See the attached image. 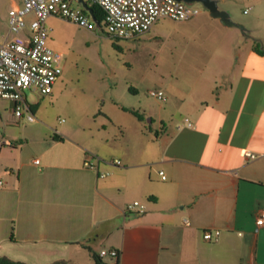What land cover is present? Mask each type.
<instances>
[{"label": "crops", "instance_id": "crops-1", "mask_svg": "<svg viewBox=\"0 0 264 264\" xmlns=\"http://www.w3.org/2000/svg\"><path fill=\"white\" fill-rule=\"evenodd\" d=\"M216 1L246 32L205 10L183 21L198 56L188 66L176 55L187 42L170 47L157 89L164 100L144 98L138 81L127 79L125 95L133 97L124 104L112 94L111 110L93 128L80 120L29 122L0 100V255L95 264L93 253L116 249L117 258L101 259L264 264V226L256 225L264 211V16L243 15L241 0ZM19 5L0 0L1 35ZM158 23L133 39H148ZM29 103L35 115L37 104ZM244 149L258 157L246 160ZM132 201L144 211H126ZM204 230L219 235L206 240Z\"/></svg>", "mask_w": 264, "mask_h": 264}, {"label": "rangeland", "instance_id": "rangeland-1", "mask_svg": "<svg viewBox=\"0 0 264 264\" xmlns=\"http://www.w3.org/2000/svg\"><path fill=\"white\" fill-rule=\"evenodd\" d=\"M241 2L240 12L245 10L243 15L253 16L261 11L264 16V0ZM195 5L208 11L201 3ZM182 22L161 18L148 39L115 40L106 33L104 26L102 30L94 22L93 28L88 29L50 16L46 20L49 45L63 54V72L51 93L25 91L27 100L37 104V121L55 124L62 119L61 122L69 124L80 120L86 126L96 127L95 122L100 120L102 112L112 108V94L128 104L124 98L128 96L125 95L127 79L138 81L144 98L153 97L149 90L162 87L170 66L171 46L180 50V43L187 42V48L181 50L180 55L176 54L187 63L185 65L190 66L191 60L198 56L196 48L191 46L193 42L185 35L188 22ZM131 95L128 97L132 98Z\"/></svg>", "mask_w": 264, "mask_h": 264}, {"label": "built area", "instance_id": "built-area-1", "mask_svg": "<svg viewBox=\"0 0 264 264\" xmlns=\"http://www.w3.org/2000/svg\"><path fill=\"white\" fill-rule=\"evenodd\" d=\"M20 5L8 11L7 33L0 34V100L12 103L16 118L33 122L36 120L26 90L49 94L63 69V54L53 49L49 43V29L46 19L56 16L70 20L81 27L92 29L94 20L88 11L73 0H19ZM98 4L104 11L102 25L106 33L120 40H129L147 32L159 19L186 21L196 16L200 9L195 3L181 0H85ZM74 2V3H73ZM33 17L27 20V16ZM94 22V23H93ZM149 94L164 100L163 91L151 89ZM183 126L193 127L189 118H184ZM246 160H254L257 154L244 149ZM38 163V159L34 160ZM120 165L119 159L112 161ZM83 165L96 168L88 159ZM162 174V171L159 172ZM107 173H100L105 176ZM164 178V175H162ZM1 183V182H0ZM129 212H143L139 201H132L125 207ZM188 224V221H184ZM256 225L264 226V211L258 213ZM218 230H204L203 238L215 240ZM100 257L117 258L116 249H101Z\"/></svg>", "mask_w": 264, "mask_h": 264}, {"label": "water", "instance_id": "water-1", "mask_svg": "<svg viewBox=\"0 0 264 264\" xmlns=\"http://www.w3.org/2000/svg\"><path fill=\"white\" fill-rule=\"evenodd\" d=\"M73 1L76 2L78 5H80L83 9L88 11L94 22L98 24V21L94 18L92 14L91 7L88 5V3L85 0H73ZM181 1L187 3H201L203 7H205L208 10L209 14L212 17L219 18L224 24L228 26L238 27L242 33H245L247 30L242 24L234 22L230 18V15L227 11L220 9L218 7V3L216 0H181Z\"/></svg>", "mask_w": 264, "mask_h": 264}, {"label": "trees", "instance_id": "trees-1", "mask_svg": "<svg viewBox=\"0 0 264 264\" xmlns=\"http://www.w3.org/2000/svg\"><path fill=\"white\" fill-rule=\"evenodd\" d=\"M87 3L92 9V14H93L94 18L98 21L97 26L103 30V25H102V20L104 18L103 9L98 4H95V3L90 4L89 2H87ZM112 38H114V37H112ZM114 39L115 40H120V39H117V38H114ZM113 45H115V44H113ZM258 51H261V49L259 47H258ZM131 111L138 118H140V119L143 118L136 111H134V110H131ZM53 137L55 139H62L63 138L62 136H59L57 134H54ZM93 258H94V263L95 264H118V260L117 259L114 262H110V263L109 262H105V261H103L101 259L102 257H100L98 254H95V253H93ZM0 264H30V263H28L26 261H22V260H14V259H11V258L5 256V255H0ZM48 264H68V263L66 261H64V260H56V261L50 262Z\"/></svg>", "mask_w": 264, "mask_h": 264}]
</instances>
